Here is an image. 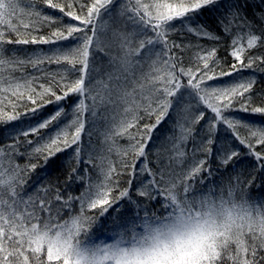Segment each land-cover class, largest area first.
<instances>
[{
  "label": "snow or ice",
  "instance_id": "obj_1",
  "mask_svg": "<svg viewBox=\"0 0 264 264\" xmlns=\"http://www.w3.org/2000/svg\"><path fill=\"white\" fill-rule=\"evenodd\" d=\"M258 85L264 0H0V124H12L0 143V264H264V199L251 196L264 187ZM60 153L65 187L45 186L33 161ZM245 157L247 176L234 167ZM225 197L251 204L260 224L195 253L146 243ZM96 209L111 242L91 239Z\"/></svg>",
  "mask_w": 264,
  "mask_h": 264
},
{
  "label": "clouds",
  "instance_id": "obj_2",
  "mask_svg": "<svg viewBox=\"0 0 264 264\" xmlns=\"http://www.w3.org/2000/svg\"><path fill=\"white\" fill-rule=\"evenodd\" d=\"M260 220L261 217L256 215L251 204L241 199L225 197L223 201L217 199L215 203L209 202L199 219L195 215L183 218L170 226L164 236L157 237L153 233V238L146 243L151 245L159 240L162 249L166 244L173 250L195 253L202 247L219 244L226 236L242 228L246 230L250 225L258 226Z\"/></svg>",
  "mask_w": 264,
  "mask_h": 264
},
{
  "label": "trees",
  "instance_id": "obj_3",
  "mask_svg": "<svg viewBox=\"0 0 264 264\" xmlns=\"http://www.w3.org/2000/svg\"><path fill=\"white\" fill-rule=\"evenodd\" d=\"M51 11V10H48ZM200 21L202 23H206L209 27H215V15L212 13H209L207 11L204 12L203 15L200 16ZM175 39H180V37H174ZM205 44H208V41H204ZM22 48H47L49 46H40V45H27V46H19ZM226 47V46H225ZM220 56L225 55L224 48H221V51L219 53ZM31 71V69H29ZM229 79V78H225ZM258 87H264V85H258ZM54 106H49L48 108L43 110L42 115H48L52 112ZM175 120V117H170L167 121H165L164 124L160 126V128L156 131V133L153 136L152 141L150 142L149 145V158L150 160H155L156 156V149L160 147L162 142H166L168 140L169 135L173 132L172 124L171 122ZM147 122V121H143ZM154 122V119L153 121ZM19 124L20 122H12ZM12 124H7L3 125L0 124V143H6L5 141V128H11ZM22 139V138H21ZM29 139H36L35 137H29ZM224 139V132L221 130L220 132V140L222 141ZM121 143H127L126 141H121ZM71 150H69L70 152ZM67 153H60L56 157H53L51 160L48 161L47 165L44 164L43 159H39L38 161L34 160L33 162L38 163L41 165V167H37L35 172L32 174L34 178L40 179L45 186L50 182L52 184H56L59 182V185L61 189L65 187V182L67 180L68 176V167L66 164L67 160ZM255 163V161L251 157H245L243 160L237 162V164L234 166L236 171L239 172L243 170L244 175L247 176L248 172L251 170V166ZM213 166H215V161H213ZM225 183L227 182V174H225L224 177ZM264 180V174H259L257 178V185L261 183V181ZM70 187L75 188L76 186L70 185ZM133 188L135 189V184L133 185ZM82 191L83 188H80ZM132 196L137 199V200H142L143 198L139 197L136 195L135 190L132 191ZM251 196L255 197L256 201L259 202L261 199H264V187H257L254 186L251 190ZM127 202L126 201H121L119 205L114 206V207H120V205H125ZM131 210L134 211V208ZM93 212L96 214L98 217L97 221V226H94V232L92 235V241L93 242H99V241H104V242H111L114 237L111 236V227H110V221H106L105 217H99V209L93 210ZM111 215H116V212H113L110 210ZM108 214H106L107 216Z\"/></svg>",
  "mask_w": 264,
  "mask_h": 264
}]
</instances>
